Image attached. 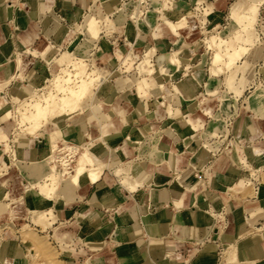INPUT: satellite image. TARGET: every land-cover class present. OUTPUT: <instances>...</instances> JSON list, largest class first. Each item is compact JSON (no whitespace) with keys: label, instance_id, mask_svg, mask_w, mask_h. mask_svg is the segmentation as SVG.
<instances>
[{"label":"crops","instance_id":"1","mask_svg":"<svg viewBox=\"0 0 264 264\" xmlns=\"http://www.w3.org/2000/svg\"><path fill=\"white\" fill-rule=\"evenodd\" d=\"M213 1L177 0V6L189 2V7H198L201 13L205 11L211 15L220 10L216 9L220 7L213 5L216 3ZM97 4L99 2L95 3L94 0H0V79L19 72L17 56L23 66V73L27 74L37 73V66L44 64V60L52 62V57L45 59L50 48L68 44L66 33L74 28L72 23L87 10L86 5L96 10ZM261 13L260 22L264 25V11ZM165 26L175 35V39L172 42L167 39L162 41H165L167 50L172 52L176 50H172L171 44L179 42L176 55L180 66L169 74L162 73L155 54L150 61L154 63L150 66L153 70L148 69L143 77L149 86L159 81L163 85L169 82L170 91L165 89L164 94L170 95V100L160 105L152 92L142 87L140 95L136 88L132 90L116 85L113 77L112 87L116 94L122 96L120 104L126 108L128 123L111 114L106 124L101 125L96 121L94 126L90 122L94 119L91 113L85 116L87 120L76 119L72 124H69L68 118L47 122L52 125L47 130L49 132L59 126L58 122L63 121L64 133H61L69 143L79 141L74 138L79 131L89 134L83 136L82 142L89 141L92 156L107 165L95 182L85 180L81 186L67 187L59 192L56 200H47L32 189L31 202L27 198H23V202L29 207L42 210L41 222L36 218H33V222L46 227L52 239L57 235L63 240L61 247L64 257L71 264H158L160 258H169L171 264H218L219 250L227 248L228 243L231 245L226 254L228 259L223 264H264V181L258 178L261 183L257 192L252 187V194L242 193L251 182L248 173L255 177L258 171L264 169V106L261 108L262 115L256 116L252 113V104L242 99L240 93L233 92V96H238L237 114L232 121L233 138L238 142L235 145L236 152L221 155V152L214 154L212 151L201 150L197 153L202 146L199 131L187 129L186 117L192 123L209 128L211 109L213 113H218L220 96L227 87L225 80L230 76H226L223 68L214 73L211 65L207 79L215 80L212 81L214 88L201 95L200 104L196 102V105L190 107V98L203 92L200 89L203 75L200 73L203 69L199 67L202 60L199 61L187 49L183 50L182 38L166 23ZM163 27L157 25L154 35L159 36L164 31ZM145 34L138 32L142 41H138L134 47L143 46L149 41V44L154 43V35H149L150 40ZM233 42L235 40L227 35L222 47L230 49L229 46L239 44ZM111 43L108 39L107 42L98 39L93 51L94 57H100L99 60L103 61L102 49H107ZM250 46L248 44L249 49ZM121 50V46H115L114 53L119 63H129L130 49L124 52ZM257 58L248 50L234 66L233 81L244 85V89L234 87L238 91L242 90L244 96L257 77L264 80V72H258L254 62ZM133 59L136 72L137 58ZM105 61L103 65L108 66ZM185 61L189 63L183 67L185 70L195 65L197 70L183 80L179 77L187 74L181 70L182 62ZM242 70L248 75L244 76ZM221 83L224 89L219 91ZM176 85L184 86L189 95L187 99L172 92ZM213 99L219 101L218 106ZM158 106L163 107V114L156 113L154 118L149 119L148 111ZM232 108L235 110L234 105ZM165 118L167 122L161 123ZM148 122L161 130L152 154L145 150L142 155H137L136 148L140 145L128 140L126 133L134 126L142 130ZM125 126L128 128L125 135L117 140L118 146L103 143L99 137L104 131L113 134L124 130ZM175 126L182 133L177 132ZM45 127L47 124H44ZM148 133L153 132H146V135ZM217 136H221L219 141H222L223 135ZM43 143L41 136L28 137L19 143L22 145L19 149L21 157H34L29 162L38 164L36 169L39 174H44L46 170L42 166L46 157L39 159L44 154ZM58 144L62 145V142L58 141ZM76 155L77 158L72 161L74 163L79 157L78 153ZM113 167L118 170L114 171ZM225 188L234 189L232 192ZM2 194L0 191V196ZM33 194L35 198H32ZM17 197L20 198V195ZM220 213L223 215L224 226L219 230L215 226V216ZM12 217L15 218L14 215ZM17 254L13 248L9 260L17 259Z\"/></svg>","mask_w":264,"mask_h":264},{"label":"rangeland","instance_id":"2","mask_svg":"<svg viewBox=\"0 0 264 264\" xmlns=\"http://www.w3.org/2000/svg\"><path fill=\"white\" fill-rule=\"evenodd\" d=\"M94 1L95 3L99 2V4H97V9L93 10L92 6L86 5L87 10L83 11L81 13L80 18L74 21V23H72L74 25V28L72 27L70 28V30L67 31L66 40L69 41V43L63 45L62 47L56 48L55 46H53L50 48V50L48 49L49 50L48 55L45 56V59L52 57L53 58L52 62H46L44 60V64H39L37 66L38 68L37 73L30 72L29 74H27V73H23V66H21V62L19 61L20 59L17 56L18 59L17 69H19V72L17 73L18 75L16 74V72H13L9 74L8 77L4 79H0V191H2L3 193L0 196V260H2V255L3 254L5 255V252L3 251H5L6 249L13 250V248H15L16 251L18 252L17 259L9 260L8 258V262H6L7 264H9L10 261L12 262V264H15L17 260L18 262L16 264H71L68 262L69 259L64 257V253H63L64 250L61 247V245L63 244L57 241V238L59 239L61 238L55 235L54 236L56 240L55 241L54 238L52 239L49 236V234L46 232V227H43L42 225L39 224H35V222H33L34 221L33 218H36L38 222H41L42 213H43L42 210L29 207L28 205H26V203L23 202V198L25 197V195L29 194L30 196V193L34 191L32 189L30 191H26V189L24 188V184L26 185L30 184L33 179L40 180L43 177V175H45L49 167H54L58 163L56 160L57 159L56 152L51 151V149L49 151L47 150L48 135L45 133L47 132V130L51 129L52 125L51 123H47L46 121L43 120L45 122L44 124H47V127L39 129L36 134L31 136L27 134V132L24 129L25 126L23 125L25 124V122L22 123L20 119H18L20 118L21 115L20 112L21 110L20 108H18L19 103L29 99L31 95H34L38 92H44L45 94L48 93H54L57 95L61 94L59 91H56L55 89L56 87H54V85L51 83L52 82L51 80L58 73L64 74L63 71H68L71 69V66L67 65L68 60L77 59V61L84 62L86 64V69L91 73V76L95 79L96 78L98 79L100 76L103 75V79H104L103 82L100 84H95L94 87L90 88L85 95L84 98L85 101L81 100V102L84 101V103H86L97 99L99 103L98 104L99 107L97 108V110L100 111V114L101 113L108 114L106 113V111L111 112V110L108 111V109L110 108V105L113 101L117 100L119 103L121 102V97H122L121 94H116V92L110 93V90L112 88L111 79L113 77H114V81L115 79L120 80L119 83H116L115 81L116 85L122 88L128 87L132 90H135L136 88L137 92L140 95L142 94V90H143L142 87L146 91L152 92L153 95L155 94V96L158 97L159 104L163 105L161 104L162 102L160 98L163 95L164 99H166L165 102L168 100V97H165L166 94L164 93H165V89L167 92L170 91L168 90L170 86L169 82L164 83L165 89L163 91L162 88H158L157 83L153 86H149L146 81V78H144L143 76L148 71V69L153 70V67L150 68L152 63L150 61H151V57H153L155 54L157 56L158 66L161 65L162 63L164 65H168L169 57L167 56L168 54H171L172 51L167 50L166 43L165 41L162 40L167 39L172 42L175 39V35H172V33H170V31L166 28L165 26L166 20L169 22H175L181 17L186 16L183 17V21L181 25L179 24L178 25L175 24L174 26L171 25V28L176 34H178L179 37L182 38L183 44H181V47L183 49L188 48L187 51L189 52L191 51V47H192L193 51H191V54H195L194 57H198L199 61L202 60V64L199 67L203 69V71L200 73L203 74L201 77L202 83L200 84V89H202L203 92H201L200 95L198 94L196 96H192V98H190L191 101L189 102H192L193 100L197 102V104L198 103L200 104L202 102V100H200L201 95L207 92L208 90L214 88L212 86L213 85L212 81L215 80H212V78L207 79L210 73L211 65H212L211 70L214 73L220 72L221 69L223 68L226 76L227 75L230 76V77H226L225 80L226 82L225 84L227 87L225 93L220 96L219 111L217 114H215L212 112L213 110L211 109L212 118L210 121V126L209 128H206V130L215 131V133L212 134V137L209 138V139L212 138L211 141L209 142L212 143L213 147H211V150H209L210 147L202 145L197 153L201 152V150H208L209 152L212 151L215 154V150L218 148L221 151L220 153L221 155L223 153H226L228 155H231L232 152L235 153L236 152L235 145L238 142L235 141V139L233 138L232 122L229 128L225 124V118L233 115V113L237 111L238 96L237 95L233 96V92L240 93L241 98L242 99L244 98V100L249 102L248 95L250 94V91L256 88L258 89L264 88V80L260 77H257L255 81H253L252 85L248 87L249 92L244 96L242 92V90L244 89V85H242L241 83L239 84V82L233 81L234 66L236 65L237 61L242 56H244L248 50L251 52L252 55L258 57L257 60H254V62H256L257 64V71L260 67L264 68V25H262V23L260 22L262 20L261 11H264V0H259V2L257 3L251 1L253 2L250 4V6H252L250 11H252V16H253V22L251 23L252 25L250 24L247 25V23H243V22H241V24L235 22L234 13L235 10L237 9V5L239 4V0H219V2L218 0L216 1L212 0L213 2H216L213 5H215L216 7H220L216 9L217 10L220 9V10L219 11L216 10L217 12L211 15L210 14L207 15L205 11L201 13L198 10V7H192V6L189 7V2H187V4L184 2V5L177 6V0H157L156 3L152 5H151L152 0H137V1L116 0L115 4L109 8L107 5L108 1L106 2V0H102V1L94 0ZM129 3L133 4L132 8L131 5L128 7L129 16L136 9H140L143 12L141 13L140 18H134L136 28H134V25H132L131 22L128 20H126L123 23L125 16L122 12L125 11L126 9L125 6L128 5ZM105 6L108 9H106ZM149 9L153 10V14L149 16L148 18L149 22L148 21L146 22L143 17L145 16L146 11ZM178 12L181 13V15L183 16H178L180 15L178 14ZM87 15L93 17H101L102 31L100 32V37H99L101 41L107 42L108 37L114 39L112 41L115 42V44L111 43L110 46L107 47V49L103 47L102 49L103 50L102 54L104 55V57H102L103 61L99 60L100 57L95 58L93 52L91 53L92 45L88 41L87 34L83 32V30H81L79 26L80 24H82L84 20V16ZM186 18H187V23H186ZM109 19L116 20L115 28L113 31L114 33L112 35H105L106 33L105 27H107L110 21ZM157 25L164 26L163 27L164 31L159 36L156 35H155L156 37L154 36V40L157 42L154 41L153 44H149L151 43V41H149V43H146L143 46L134 47V45H137L138 41H142V39L138 36L139 31L146 33L145 36L147 37V39L148 38L150 39L149 35L152 36L155 34V28L157 27ZM75 28L77 31H75ZM177 30L178 31L180 30L179 33ZM227 35L231 36V38L235 40L233 44L239 43L237 46H235L234 52L231 51L230 53H226L227 49L229 48L227 46L222 47L223 39ZM134 38L136 41H134ZM245 38H251L252 42L244 40ZM124 42L127 44H125ZM248 44L251 45L250 49L248 47ZM160 45L162 47L161 49L165 51L161 52L162 50L160 49ZM115 46L116 48H120L121 46L122 50L120 52H124L125 50L130 49L131 53L129 56L130 58L129 63H125V64L119 63L120 60L116 58L114 53ZM130 47H132V49L134 50L132 51ZM149 47L152 48L151 51H149L150 49ZM229 47L231 48L232 46ZM171 48L172 50L178 51L179 42L172 43ZM142 49L144 50L143 58L146 57V59L145 60H143V58L140 59L139 61L140 63L137 66V71L135 72L133 68V63L135 60L133 59V57L134 58L140 57V54L142 53ZM237 52H238V56H235L234 53ZM175 58L177 59L176 60V62L178 63L177 66H180L179 57L175 55ZM104 60H106L105 62L108 63V66L103 65ZM198 63L199 62H197L196 64ZM187 65H189L188 62L186 61L182 62V68H181L182 73L183 74L185 72L187 73L184 74V76L179 77L182 78L183 80H186L187 75L189 76L193 74L195 70H197L196 65L192 66V68H188L185 70V68L183 67ZM229 65H231V68H227ZM93 69H95L96 72ZM242 73L243 75L245 74L244 76L248 75V73L243 72V70ZM205 75L207 76L204 78L203 76ZM123 80L126 81L124 82ZM171 82L172 81H170V83ZM65 85L67 84L65 83ZM182 85L185 86V84L183 83ZM219 85H221L219 91L222 88L224 89V85H222V83ZM234 86L237 87L240 86L241 87L240 89L242 90L238 91V88L237 87L235 88ZM128 90L129 89H127L126 91ZM228 92H231V94L228 95ZM213 101L217 102V106H218L219 101L217 99L216 100L213 99ZM232 105H234L235 110H232L233 109ZM152 111L153 109L151 111H148L149 119L154 118V116L152 115ZM157 112L163 114V107L158 106ZM89 113L90 112L88 110L85 112L81 110V112L77 111L76 113L77 115L75 114L73 117H71L69 114V115H63L60 118L65 119L66 117L69 119L67 120L69 124H72L74 121H76V119L87 120L85 116L89 115ZM90 122H93L94 126L96 125L95 119H92ZM166 122H167V118H165V120L161 123H166ZM127 128L128 127H126V129ZM132 129H137L139 132L138 138L137 140H135V143H138L140 145L139 148H136L137 155H142V153L145 150L148 151V147L155 144L159 132L161 130L154 127L150 122L146 123L142 128V130L135 126L131 127L130 131ZM150 131H152L153 133H148L146 135V132H150ZM227 132L231 135V139H229L230 145L225 146L223 143L222 145L224 146L219 147V144L213 140V137H217V135H223V139L221 140L223 142L224 139L228 141L226 137ZM82 133L84 132L79 131L78 135L76 136V140L77 139L79 141L81 140V142L76 141V143H69V142L68 143L73 145L76 144L79 146L83 144L84 141L82 142L83 139ZM144 134L146 136H144ZM37 136H41L44 141L43 143L44 154L41 155V157L39 158L42 159L43 157H46L45 159L46 161L44 160L45 161L44 163H47L46 165L48 168L46 167L44 174H39V173L37 174L36 166L38 164H35L32 161L29 162V160L34 159V157L27 159L22 158L19 152L20 146H22L21 144L19 145L20 142L25 141L28 137H37ZM215 140L219 141V139H215ZM62 145H59L58 142H56V146H62ZM64 151L65 150H63V152ZM77 156L78 155H76L73 158V160L77 158ZM73 163L74 162L72 161L70 162L71 167L75 164ZM33 172L37 176H34ZM257 176L258 178L260 177L262 181H264V169L258 171ZM85 180L86 179L82 180V183ZM67 187H72V183L70 182L69 178L66 176L61 186L58 189H56L55 191L56 195H58L59 197V192L66 189ZM252 187L253 184L249 182V185L242 190V193L252 194ZM19 195L20 198L17 197ZM32 198H35L34 194L32 195ZM53 199L56 200V198H52L50 200ZM12 215H14L15 218H13ZM9 216L12 219L9 218ZM215 219H216L215 226L218 225L217 228L220 230L224 226L223 215L220 213L219 215L215 216ZM28 244L32 245L33 247L30 245L29 247ZM230 246L231 245H229L228 243L227 248L219 250L218 264H223L225 259H228L226 254ZM3 262L4 261L2 260L0 264H2Z\"/></svg>","mask_w":264,"mask_h":264},{"label":"bare ground","instance_id":"3","mask_svg":"<svg viewBox=\"0 0 264 264\" xmlns=\"http://www.w3.org/2000/svg\"><path fill=\"white\" fill-rule=\"evenodd\" d=\"M107 1H108V4H107L108 8L113 6L116 2V0H106V2ZM156 1L157 0H152L151 5L156 3ZM251 1H253L255 3L259 2V0H239V4L237 5V9L235 10V13H234V20L236 23L238 22L241 24V22H243V23H247V25H249V24L252 25L251 23L253 22V16H252V11H250V9L252 8V6H250V4L253 2H251ZM108 8L106 7V9H108ZM141 13H143V12L140 9H136L135 11H133L130 14V17L140 18ZM152 14H153V10L149 9L146 11L145 16L143 17L146 22L147 21L149 22L148 18ZM105 20H106V18H105ZM101 21H102L101 17H93L90 15H87V16H84V20H83L82 24H80L81 30H83V32H85L87 34L88 41L92 45L91 53L94 51V48L96 46V41L99 39L100 32L102 31L101 30ZM182 21H183V17L176 20L175 22H169L166 20V24L171 27V25L174 26L175 24L181 25ZM107 22H108V20H107ZM115 22H116V20L111 19L109 21L108 25L105 23L107 25V27L104 26L105 32H106L105 35H112L114 33L113 31L115 28ZM117 23H118V21H117ZM127 31H129V30H127ZM112 40H114V39H112ZM244 40L252 42L251 38H245ZM112 43L115 44V42H113V41H112ZM161 48L162 47L160 45V49ZM158 49H159V47H158ZM151 50H152V48L149 49V51H151ZM163 51H165V50H162L161 52H163ZM231 51L234 52L235 47L227 49L226 53H230ZM176 52H172L171 54H168V56H167V57H169L168 65H164L163 63L161 65H159L160 66L159 67L160 72L168 74V73H171L172 71H174L175 67H178L177 66L178 63L176 62L177 59L175 58ZM190 53H191V51H190ZM234 54H235V56H238V52L234 53ZM143 56H144V52L141 53L140 57L137 58L136 66L139 65V63H140L139 61L141 58H143ZM145 59H146V57L143 58V60H145ZM16 60H18V59H16ZM151 64L153 65L154 63L152 62ZM67 65L71 66L70 70L63 71L64 74L63 73H58V74L56 73L57 75L51 80L52 81L51 83L54 85V87H56L55 88L56 91H59L61 93L60 95H57L54 93L45 94L44 92H38L34 95H31L29 97V99L24 100L21 103H19L18 108H20V110H21L20 111L21 115H20V118H18V119H20V121L22 123L25 122V124L23 125V126H25V128L24 127L23 128L25 129L27 134H29L31 136L36 134L39 129L43 128L44 123H45L44 121H46V122L55 121L57 118H60L63 115L73 114V113H76L77 111L81 112V110L83 112L88 110L92 114V116H94L95 121H97L101 125L106 124L107 120L110 119L111 114H114L116 116L121 117L125 123H128L126 108L123 105H121L117 100L113 101L111 103L110 108H111L112 112H109L108 114H105V113L100 114V111L97 110V108L99 107V105H98L99 103H98L97 99L94 101H91V102L84 103V101H85L84 98H85V95L88 92V90L90 88L94 87L95 84L102 83L104 80L103 75L100 76L98 79L93 78L91 76V73L86 69V64L82 61H77V59L76 60H73V59L68 60ZM227 68H231V65H229ZM59 70H60V68H59ZM93 70L95 71V69H93ZM258 72H264V68L260 67L258 69ZM106 79H108V78H106ZM115 81H116V83L120 82V80H118V79H115ZM65 83L67 85H65ZM157 85H158V88L165 89L164 85H162L161 81L157 82ZM110 91L115 92V89L112 87ZM172 92L180 94L185 99L187 97H189L184 86L182 87L180 85H176L174 87V91H172ZM167 97H168L167 101H169L170 95ZM248 98H249V102L252 104L251 105L252 113L256 116L262 115L263 111H261V108L264 106V88H262V89L256 88V89L250 91ZM81 100H84V101L81 102ZM165 100L166 99L163 100V98H162V100H161L162 103L161 102L160 103L164 105ZM188 105L190 107H193L194 105H196V102L192 100V102H188ZM156 113L159 114L157 112V109L155 108L152 111V115L155 116ZM186 122L188 123L187 129L188 128L198 129L199 137L201 138L200 141H202V145L210 147L209 150H211V147H213V146H212V143L209 142L210 141L209 138L212 137V134H214L215 131L206 130L203 127V125L192 123L191 119H189L187 117H186ZM163 124L161 127H163ZM58 125L59 126H57V128L55 130H52V131L45 133L48 135V149L47 150L49 151L51 149V151L56 152V158H57L56 160L58 162L57 165H55L54 167L48 168L46 165L47 163L42 164V166L48 168L45 175H43V177L40 180L33 181L31 183L29 182L30 184L27 183L28 185L24 184V188L26 189V191H30L31 189H35L37 191V193H39L43 198H45L47 200L52 199V198H59L58 195H56L55 191H56V189H58L61 186V184L64 181V179L66 178V176L69 178L70 182L72 183V186L78 187V186H81L82 180H84V179L89 180L90 182H95L97 180V178L100 176L104 167L107 165V163H104L102 161H97L92 156V154L90 153L91 149L89 147V141H85L80 146L76 145V144H74V145L69 144L68 141L63 138L62 133H61V132L64 133L65 123L63 121H61V122H58ZM123 126H124V123H123ZM126 127L127 126H125L124 128L126 129ZM175 127H176V131L179 132V128L177 126H175ZM125 129L122 131H117L113 134H108L107 132L104 131L100 134L99 137L101 138L103 143L107 142V144L109 143L111 146H113L114 144L117 143V140L119 138H121L123 135H125ZM78 133H76L74 138H76ZM179 133H182V131H180ZM138 135H139L138 130L132 129L129 133H126V138L130 141L135 142V140H137V138H138ZM82 136H89V135L86 133L85 134L82 133ZM58 140L63 143L62 146H56V142H58ZM116 146H118V145L116 144ZM116 146L114 148H116ZM154 147H155V144L148 147V153L150 155L152 154V149ZM63 150H65V151L63 152ZM76 153L79 154V157L77 159V162L71 167L70 162L73 161V158H74ZM40 166H41V164H40ZM48 166H49V164H48ZM113 168H114V171L118 170V168H115V167H113ZM33 174H34V172H33ZM37 174H38V172H37ZM34 176H37V175L34 174ZM38 178H39V176H38ZM225 189H227V188H225ZM233 189L234 188H228V190H230L232 192H233ZM24 198H27L28 202L31 201L29 194H26ZM57 241L62 243L63 240L57 238ZM30 244H32V243H30ZM30 244H28V246ZM30 246H32V245H30ZM10 251H11L10 249H6L5 251H3V252H5V255L4 254L2 255V260L4 261L2 264L8 262V258L10 257ZM2 260H0V262H2ZM157 263L158 264H171L172 262L169 260V258L168 259L167 258H165V259L160 258L159 260H157Z\"/></svg>","mask_w":264,"mask_h":264},{"label":"built area","instance_id":"4","mask_svg":"<svg viewBox=\"0 0 264 264\" xmlns=\"http://www.w3.org/2000/svg\"><path fill=\"white\" fill-rule=\"evenodd\" d=\"M125 1H127V0H125ZM133 1H134V0H133ZM135 1H137V0H135ZM138 3H140V2H138ZM130 5H131V8L133 7V4L129 3L128 5L125 6V7H126L125 11L122 12V13L124 14V16H125L123 23H124L126 20H128V21L131 22L132 25H134V28H136V26H135V19H134L133 17H130V16L128 15V11H129L128 7H129ZM123 10H124V9H123ZM122 25H124V24H122ZM107 39H108L109 41L112 42V38H111V37H108ZM236 114H237V111H236L235 113H233V115L228 116V117L225 118V124L227 125L228 128H229V126L231 125V122L233 121V117H234ZM226 137H227L228 141H226V139H224V142H223V141L215 140V139H220L221 136L214 137L213 140L219 144V147H222V146H224V145L227 146V145H230V141H229V139H231V135L227 132V136H226ZM223 143H224V145H222ZM220 152H221V151H220L219 148L215 150V154H218V153H220ZM248 177L251 179V182H252V184H253V188H254V190L257 192L258 187H259V184H260L261 182L259 181V179H258L257 176L253 177L251 174L248 173Z\"/></svg>","mask_w":264,"mask_h":264}]
</instances>
